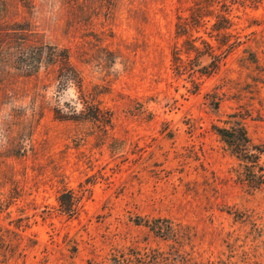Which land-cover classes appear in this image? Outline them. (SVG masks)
<instances>
[{
	"label": "rangeland",
	"instance_id": "1",
	"mask_svg": "<svg viewBox=\"0 0 264 264\" xmlns=\"http://www.w3.org/2000/svg\"><path fill=\"white\" fill-rule=\"evenodd\" d=\"M21 44L67 49L100 121L56 119ZM0 264H264V0H0Z\"/></svg>",
	"mask_w": 264,
	"mask_h": 264
},
{
	"label": "trees",
	"instance_id": "2",
	"mask_svg": "<svg viewBox=\"0 0 264 264\" xmlns=\"http://www.w3.org/2000/svg\"><path fill=\"white\" fill-rule=\"evenodd\" d=\"M25 43V42H24ZM112 55L111 53H108ZM14 56L15 68L23 76L29 77L37 73L39 67L42 64L51 66L57 65L56 75V102L57 105L53 109V113L56 119L60 121L71 122H99L103 114L99 107L98 101H96V95L102 94V91L98 90V86H93L92 97L87 98L82 91L83 79L81 73L73 66L70 61V55L67 49L59 48L57 46H51L47 44L40 45H20L16 50ZM76 88L80 94L78 103L81 105L78 109L77 104L74 103H60V93L67 91L70 88ZM92 94H89L91 96ZM109 122V121H108ZM223 142L230 148L233 155L237 158H241L242 154L244 158L242 162L244 164H252L249 154L251 149L250 141L243 133V129L240 130H225L215 129ZM249 151V152H248ZM240 160V159H239ZM71 201L70 193L61 194L59 197L60 206L65 212L70 211L68 204ZM154 231V229H152Z\"/></svg>",
	"mask_w": 264,
	"mask_h": 264
}]
</instances>
